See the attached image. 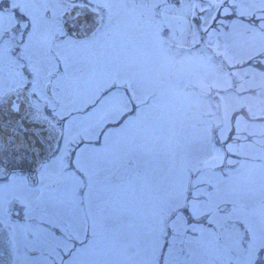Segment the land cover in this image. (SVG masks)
<instances>
[{
	"label": "snow or ice",
	"instance_id": "6c2138e0",
	"mask_svg": "<svg viewBox=\"0 0 264 264\" xmlns=\"http://www.w3.org/2000/svg\"><path fill=\"white\" fill-rule=\"evenodd\" d=\"M212 54L264 60V0H0V264H264V161L161 73Z\"/></svg>",
	"mask_w": 264,
	"mask_h": 264
},
{
	"label": "rangeland",
	"instance_id": "374dc122",
	"mask_svg": "<svg viewBox=\"0 0 264 264\" xmlns=\"http://www.w3.org/2000/svg\"><path fill=\"white\" fill-rule=\"evenodd\" d=\"M221 59L237 77L235 93L223 94L233 88V83L226 68L218 62ZM243 64L242 58L215 54L195 65L190 56H171L162 65L161 73L173 80L186 74L178 104L189 119L210 129L214 126L225 136L234 131L233 143L239 155L258 163L264 161V70L242 67ZM212 93L217 98L214 102L209 97ZM242 108L244 115L236 116L234 124L233 117ZM250 211L253 215L264 212V204L258 203Z\"/></svg>",
	"mask_w": 264,
	"mask_h": 264
},
{
	"label": "trees",
	"instance_id": "16d2710c",
	"mask_svg": "<svg viewBox=\"0 0 264 264\" xmlns=\"http://www.w3.org/2000/svg\"><path fill=\"white\" fill-rule=\"evenodd\" d=\"M225 67L228 69V75L231 77V82L233 83V88L228 89L227 92H225L223 94H232V93H235L236 92V89H237V87L235 85V82L237 81V77L233 75L232 70L229 67H227V66H225ZM242 67H246V68L253 67V68L257 69V70H264V63L262 62V60L259 63H257L256 61H253V63L251 65H247V64L244 63L242 65ZM209 97H210V99H211L212 102H214V99L217 100V98H216V96H215L214 93L210 94ZM219 109L220 108H217V111L218 112H219ZM239 114L240 115H244L243 108L239 112H237V115H235L233 117L234 124H235V120L237 119L236 116H238ZM248 119H250V118H248ZM211 129L216 130L218 128H216V127L213 126ZM231 134L233 136L234 135V131H232Z\"/></svg>",
	"mask_w": 264,
	"mask_h": 264
}]
</instances>
